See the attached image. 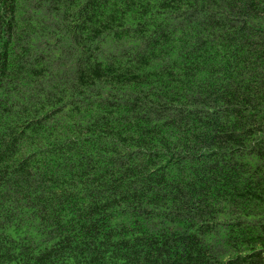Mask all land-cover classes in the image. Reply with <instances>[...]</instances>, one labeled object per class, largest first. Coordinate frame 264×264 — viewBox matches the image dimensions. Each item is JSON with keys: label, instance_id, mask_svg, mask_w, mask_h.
Listing matches in <instances>:
<instances>
[{"label": "trees", "instance_id": "16d2710c", "mask_svg": "<svg viewBox=\"0 0 264 264\" xmlns=\"http://www.w3.org/2000/svg\"><path fill=\"white\" fill-rule=\"evenodd\" d=\"M0 264H264V0H0Z\"/></svg>", "mask_w": 264, "mask_h": 264}]
</instances>
